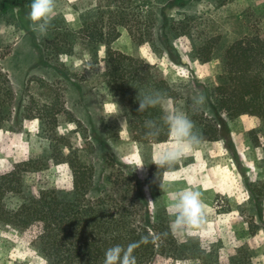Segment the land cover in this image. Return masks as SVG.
Segmentation results:
<instances>
[{"label":"rangeland","instance_id":"rangeland-1","mask_svg":"<svg viewBox=\"0 0 264 264\" xmlns=\"http://www.w3.org/2000/svg\"><path fill=\"white\" fill-rule=\"evenodd\" d=\"M30 5L31 0H0V62L19 108L0 130V171L47 157L51 144H60L64 135L67 152H76L95 174L98 191L93 196L109 190V175L120 171L134 182L128 201L140 216L154 218L159 212L171 221L174 194L199 190L204 222L176 233L178 241L218 264H229L231 251L247 247L254 264H264V197L252 192L264 181V123L250 116H220L211 95L224 82L228 48L264 30V0H55L46 34L33 31ZM121 14L128 16L126 27L119 25ZM85 24L90 34L83 32ZM129 29L139 30L143 39H135ZM114 37V51L141 58L167 80L179 95L176 109L202 137L201 147L162 168L161 177L149 167L157 147L167 142L133 141L127 109L105 84V43ZM202 46L211 47V60L205 63L197 59ZM85 52L91 63L86 70ZM201 97L203 103L197 104ZM70 182L67 164L55 161L24 175L27 193L69 189ZM18 202L8 199L10 206ZM44 263L18 230L0 227V264ZM155 264L166 263L159 258ZM175 264L202 263L186 258Z\"/></svg>","mask_w":264,"mask_h":264},{"label":"trees","instance_id":"trees-1","mask_svg":"<svg viewBox=\"0 0 264 264\" xmlns=\"http://www.w3.org/2000/svg\"><path fill=\"white\" fill-rule=\"evenodd\" d=\"M127 17L120 15V26L126 27ZM129 31L138 41L143 39L139 30ZM83 32L90 34L86 24ZM92 37L93 42H100ZM114 40L115 37L105 43L104 81L127 109L130 137L144 145L167 142L166 128L158 138L146 135L145 122L153 120L162 124L164 113L159 106L138 112V95L139 92L158 91L176 108L178 93L141 58L114 51L111 48ZM38 49L43 57L42 48ZM197 59L204 63L210 61L211 47L202 46ZM224 61V82L211 91L216 111L229 119L250 116L264 123V30H256L235 41L226 51ZM17 109L11 79L0 62V130L15 118ZM59 139L62 146L53 142L47 157L29 159L0 171V227L18 230L37 248L44 264H103L107 248L116 244L127 246L145 236L149 242L141 243L134 251L137 264H155L159 258L166 264L186 258H196L202 264H218L204 251L181 244L171 232L166 215L157 212L154 218L149 213L140 216L135 203L128 201L135 188L133 180L125 173L112 172L108 178L110 189L93 196V192L98 191L93 170L76 152H67L70 146L66 136H59ZM52 161L67 164L71 171L70 188L27 193L24 175L46 170ZM149 171L160 177L164 172L155 164ZM252 192L264 197V181L252 186ZM13 197L19 202L10 206L8 199ZM229 264H254L249 248L241 246L231 251Z\"/></svg>","mask_w":264,"mask_h":264},{"label":"clouds","instance_id":"clouds-1","mask_svg":"<svg viewBox=\"0 0 264 264\" xmlns=\"http://www.w3.org/2000/svg\"><path fill=\"white\" fill-rule=\"evenodd\" d=\"M30 7L29 19L32 22L33 31L46 34L54 15L55 0H31ZM82 62L85 70L91 68L86 52L82 54ZM80 65L81 61H77V66ZM138 97V112L159 106L164 113L162 124H158L153 120L145 122V127L148 129L146 135L152 138H158L166 128L167 143L163 146H158L153 157V163L159 169L171 168L181 159L202 146V137L196 130L194 122L184 112L173 108L168 97L158 91L139 92ZM196 103L202 104L203 98L197 99ZM109 111L112 112L113 110L110 109ZM201 195V192L196 189H185L174 194L170 205V215L174 218L171 219L169 224L173 234L202 226L204 222V207ZM148 242V237L145 236L140 241L131 242L127 246L113 245L106 249L103 264H137L134 251L141 243Z\"/></svg>","mask_w":264,"mask_h":264}]
</instances>
